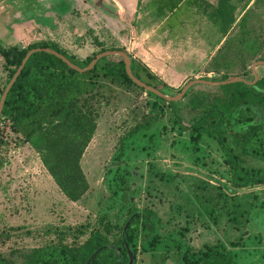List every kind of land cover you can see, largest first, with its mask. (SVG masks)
<instances>
[{
    "label": "rangeland",
    "instance_id": "rangeland-1",
    "mask_svg": "<svg viewBox=\"0 0 264 264\" xmlns=\"http://www.w3.org/2000/svg\"><path fill=\"white\" fill-rule=\"evenodd\" d=\"M72 4L75 2L67 0H0V45L24 47L49 39L83 59L98 51L91 41L92 30L104 39L106 47H123L130 58L145 65L142 59H149L146 52L150 50L142 49L140 39L133 43L131 35L135 32L130 26L131 33L126 26H105L106 20L96 16L88 5L83 11ZM246 22L249 38H256L264 47V0L253 4ZM196 27L198 33L191 32L187 42L169 48L178 63L169 62L168 66L186 73L181 78L169 75L160 79L172 88L165 93L169 96L177 95L178 89L191 80H211L225 74V68H215L219 54L225 55V46L216 56L217 51L212 52L211 37L217 33L211 26ZM240 30L235 26L229 39L237 38ZM258 60H264V49L257 59L237 56L227 75L252 80V65ZM2 64L0 55V89L7 77ZM244 65L248 73L237 76ZM209 69L217 71L207 72ZM255 71L262 76L264 66H256ZM192 88L217 91L205 84ZM176 103L174 114L167 102L135 86L113 87L79 157L88 189L77 201L67 199L40 154L1 120L0 134L5 143L0 146V231L7 235L0 243L2 252L41 245L51 237L44 232L48 224L93 222L103 212L120 224L131 207L139 211L147 208L155 214L153 228L140 231L135 264H184L183 254L214 244L231 250L233 264H264V184L232 189L218 145L205 135L191 140L189 130L180 124L189 127L195 113L185 106L186 98ZM148 122L150 127L145 129ZM132 129L135 133L120 148L121 138ZM245 163L264 167V162L255 158H245ZM117 176L123 177L128 199L132 198L123 209L112 194L120 181Z\"/></svg>",
    "mask_w": 264,
    "mask_h": 264
},
{
    "label": "trees",
    "instance_id": "trees-1",
    "mask_svg": "<svg viewBox=\"0 0 264 264\" xmlns=\"http://www.w3.org/2000/svg\"><path fill=\"white\" fill-rule=\"evenodd\" d=\"M179 1L156 0L154 15L162 16L166 10L171 11ZM258 1L254 0L253 4ZM247 13L246 10L237 26L241 28V33L234 40L225 38L215 54L218 55L225 46V55L219 54V60H215V68H225V74L219 78L212 77L211 80L231 78L227 74L230 69L233 70L237 56L245 55V58L253 60L263 53L262 42L259 44L254 37L250 39V33H247L244 26H240L245 22ZM229 27H220L224 35ZM91 33V41L98 46V51L83 59L68 53L52 40H38L24 47L16 44L0 45L2 65L7 75L0 89V96L30 49L51 48L79 67L87 66L95 54L105 50L126 52L123 47H106L103 38L92 30ZM216 69H209L207 72L217 71ZM131 73L163 93L172 89L147 66L132 58ZM247 73L244 65L242 73L237 76H245ZM121 86H135L145 91L127 75L120 56H104L90 70L79 72L52 54L35 52L29 56L9 89L0 121L8 122L11 132L40 154L43 165L62 193L67 199L77 201L88 189V183L79 166V157L95 131L102 103L108 101L113 87ZM213 87L217 89L216 92L195 90L191 87L184 94L182 99L186 98L185 106L195 114L189 127L181 124L180 127L189 130L191 140L196 141L201 135H205L215 141L224 155L227 181L232 189L264 184V167L245 163V158L264 162V74L253 86L235 82ZM145 93L167 102L172 108L171 112L176 113L175 106L178 101L168 102L150 91ZM155 118L156 115L153 119ZM143 127L148 129L149 122ZM134 129L121 138L120 148L135 133ZM4 143L0 134V146ZM106 171L109 172L110 169L107 168ZM116 179L120 181L112 194L117 196L123 209L124 203L132 202V198L128 199V186L123 182V177L117 176ZM132 215L122 236V229ZM119 216L116 213V217ZM154 216L150 209L139 211L128 207L120 224L112 220L107 212L95 216L93 222L61 226L48 224L44 226V232L51 235L49 239L30 249H13L7 254L0 249V264H126L127 247L134 254L135 264L140 231L153 228L151 219ZM6 237L0 231V243ZM93 253L94 256L89 260ZM182 261L184 264L234 262L231 250L223 244L206 245L203 250L187 252L182 255Z\"/></svg>",
    "mask_w": 264,
    "mask_h": 264
},
{
    "label": "crops",
    "instance_id": "crops-1",
    "mask_svg": "<svg viewBox=\"0 0 264 264\" xmlns=\"http://www.w3.org/2000/svg\"><path fill=\"white\" fill-rule=\"evenodd\" d=\"M67 1L75 2L72 5L78 9L81 8L83 11L87 7L85 5H88L90 9H93L96 16L106 20L105 26L106 23L109 24L107 26H126L125 28L129 32L127 26H130L135 32V35H131L133 43L140 39L142 49L150 50L146 52L149 59H142V61L153 74L159 79H163L169 75L178 78L186 76V73L178 72L173 66L172 68L168 66L169 62L172 65L178 63V60L170 54L169 48H177L178 44L187 42L186 39L191 38V32L198 33L199 30L196 26H211L210 28H213L214 32L217 33L211 37L212 52L217 51L225 38L229 37L228 34L234 27L239 26V20L244 12L250 11L254 0H180L171 11L166 10L162 16L158 15L157 17L154 15L156 0ZM74 7L70 12L74 11ZM94 13L93 15H95ZM32 21L31 26H33ZM52 21L55 24L56 20L53 19ZM245 23H247L246 20L240 26H245ZM221 26H230L226 35L220 29ZM37 30L39 29L37 28ZM12 32L13 34L15 32L14 37L18 36L16 29ZM163 54H166L168 59Z\"/></svg>",
    "mask_w": 264,
    "mask_h": 264
},
{
    "label": "water",
    "instance_id": "water-1",
    "mask_svg": "<svg viewBox=\"0 0 264 264\" xmlns=\"http://www.w3.org/2000/svg\"><path fill=\"white\" fill-rule=\"evenodd\" d=\"M39 51H44L46 53L52 54L54 56H56L57 58L61 59L63 62H65L69 67L75 69L76 71L79 72H83V71H87L90 70L91 68H93V66L96 64V62L104 57V56H111V55H117L120 56L124 62L125 65V71L127 73V75L130 77V79L139 87L143 88L145 91H150L153 94L159 96L160 98L165 99L168 102H176L179 101L183 98L184 94L190 90L191 87L198 85V84H205V85H209V86H219V85H225V84H230V83H235V82H242L245 83L248 86H253L256 81L259 79V74L255 71V67L259 66V65H263L264 66V60H258L256 62L253 63L252 65V75H253V79L252 80H247L244 77H233V78H229L226 80H205V79H194L191 80L189 82H187L180 90V92L177 95L174 96H169L165 93H163L161 90L154 88L153 86H150L146 83H144L143 81H141L140 79L136 78L132 73H131V58L129 56V54L125 51H119V50H105L103 52H99L97 54H95V56L93 57V59L89 62V64L85 67H79L75 64H73L71 61H69L64 55L60 54L59 52H57L56 50H53L51 48H33L30 49L24 56V58L22 59L21 63L19 64V66L17 67L16 71L14 72V74L12 75V77L10 78V80L8 81V83L6 84L1 96H0V114L4 105V101L6 98V95L9 91V89L12 87V85L14 84L15 80L17 79L19 73L21 72L24 64L26 63L27 59L29 58V56L35 52H39ZM216 75V74H215ZM258 118L255 120V122H257ZM104 171V170H103ZM133 217L130 216V218L127 220V222L125 223L123 229H122V236L125 233V230L128 226V224L130 223L131 218ZM100 249V248H99ZM127 253H128V262L126 264H133L134 262V254L133 252L130 250L129 247H127ZM94 256V253L90 256L89 260Z\"/></svg>",
    "mask_w": 264,
    "mask_h": 264
}]
</instances>
